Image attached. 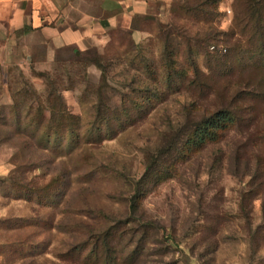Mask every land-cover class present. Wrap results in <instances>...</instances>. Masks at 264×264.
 <instances>
[{"label":"rangeland","instance_id":"rangeland-1","mask_svg":"<svg viewBox=\"0 0 264 264\" xmlns=\"http://www.w3.org/2000/svg\"><path fill=\"white\" fill-rule=\"evenodd\" d=\"M234 4L242 0L81 4L91 16L70 26L85 30L78 42L15 36L0 56V264H66L86 230L129 219L133 197L136 223L126 228L152 225L138 264H264V99L251 96L247 121L221 142L182 146L194 122L229 102L228 74L248 97V85L264 81L254 45L228 39ZM101 5L121 10L107 23ZM48 80L68 89L63 102L83 138L112 131L100 114L132 125L99 145L80 140L69 151L62 139L43 150L42 130L26 127L24 114L18 122L11 107L14 91L32 90L29 104L43 108ZM172 140L174 153L162 155Z\"/></svg>","mask_w":264,"mask_h":264},{"label":"trees","instance_id":"trees-1","mask_svg":"<svg viewBox=\"0 0 264 264\" xmlns=\"http://www.w3.org/2000/svg\"><path fill=\"white\" fill-rule=\"evenodd\" d=\"M255 3L256 0H242V4H234L235 18L232 24V32L229 34L228 39L231 40L236 35L244 38V41L249 45H254L253 50L250 51L251 56H255L253 68L255 71L260 70V73L259 71L258 73L264 76V4ZM233 50H235V45ZM224 57L221 60L217 59L218 62L224 61L223 63H225L227 57ZM92 65L101 69L99 59H95ZM231 76L228 74L225 78L226 80H223L225 84L223 87L225 100H229V102L227 101L224 106L212 115L194 122L191 125L192 130L188 134L189 136L187 135L183 138L184 143L182 146L201 148L210 143L221 142L226 132L234 125H243L247 121L248 116L244 113L249 111L247 101L250 100L251 96L255 94L257 97L264 99L263 80H259L258 83L251 82L252 84L248 85L251 87V91L248 92L251 94L248 97L246 90L234 87L235 82H232ZM39 77L47 79L48 75H40ZM247 89L249 88L247 87ZM66 90L68 89H60L54 82L48 80L43 92L44 107L36 111L29 104V101L33 100L34 95L36 96L35 92L24 90L21 93V90H17L12 93L13 105L11 112L18 117V122L21 120H19L20 115L24 114L27 122L26 127L42 130L37 139L43 150H51L53 148L52 145L62 139L64 140L63 146L69 151L76 148L80 140L86 141L84 142L86 145H99L106 140L115 138L118 135L116 131H122L127 124L131 123L130 126L132 125V121L128 120L130 118L127 121L121 120L118 116L110 117L100 114L102 118L101 127L116 131H110V133L107 132L104 135L91 134V136L83 138L78 132L79 119L69 114L65 108L61 92ZM24 97L28 101H23ZM177 137L175 135V138ZM172 142L169 152L161 153L162 155H172L174 153L171 150L176 147V140H172ZM147 170L150 171L151 168L148 167ZM135 199L133 197L131 200L130 210L132 215H130L129 219L117 221L114 226L102 232L86 230L85 238L78 244L73 245L69 254L66 257H62L61 261L66 264H138L146 255V244L149 241V237L145 236V233H148V229L152 225L149 222L143 223V221L137 219L141 224L139 230L126 228V225L136 223L134 215L137 211V201ZM101 218L103 220L108 219L103 215ZM171 244H173L172 239L165 244L164 249L167 250ZM161 254L163 255L164 252Z\"/></svg>","mask_w":264,"mask_h":264},{"label":"crops","instance_id":"crops-1","mask_svg":"<svg viewBox=\"0 0 264 264\" xmlns=\"http://www.w3.org/2000/svg\"><path fill=\"white\" fill-rule=\"evenodd\" d=\"M149 0H0V56L9 52L15 36L28 37L45 35L56 47H63L83 39V28L70 26L85 24L91 15L79 10L81 4H147ZM106 21L116 11H108ZM79 13L78 20L73 19L74 12ZM66 24L64 28L62 26ZM75 24V25H74ZM77 27V26H75Z\"/></svg>","mask_w":264,"mask_h":264}]
</instances>
